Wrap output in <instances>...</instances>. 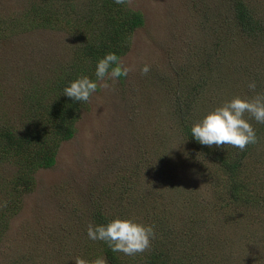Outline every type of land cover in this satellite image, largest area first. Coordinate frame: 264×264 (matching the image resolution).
<instances>
[{"label": "rangeland", "instance_id": "1", "mask_svg": "<svg viewBox=\"0 0 264 264\" xmlns=\"http://www.w3.org/2000/svg\"><path fill=\"white\" fill-rule=\"evenodd\" d=\"M86 1L76 0V4L82 6ZM230 1H128L129 7L144 17L143 26L132 36L130 50L121 57L130 71L114 83L112 90L97 88L81 109L73 137L60 144L55 165L35 172L34 190L22 196L21 209L0 244V264H18L19 260L24 261L22 264H63L61 261L72 260L69 255L79 257L88 241L93 211L106 214V209L118 204L117 210L126 214L123 212L128 210L126 204L132 195L124 191L125 185L137 192L133 201L141 209L149 207L138 195L147 183L154 182L150 176H156L158 166H164L158 162L160 158L172 161L173 178L168 184L161 183L167 187L165 209L177 211L175 203L189 195L198 201L210 197L214 183L207 170L202 172L192 161H184L186 145L178 130L175 103L182 97L191 103L187 124L192 126L223 101L253 95L247 87L252 79L232 84V89L225 84L226 90L215 91V79L208 70L213 67L214 72L223 73L231 62L234 69L237 60H241V68L236 77L241 76L239 70L242 73L243 68H254L256 82H263L264 50L255 42L235 35L229 52L214 46L215 40L224 37ZM246 1L264 14V0ZM37 2L0 0V122H18L25 93L33 86L48 84L60 66L72 64L75 57L77 41L61 29L36 26L34 22L11 34L8 28L12 19L22 20L17 17L30 3ZM59 19L63 28L69 26L63 16ZM219 57L225 66L215 59ZM210 60L213 65H209ZM145 64L150 71L142 75L140 69ZM197 85H202L201 92L187 96ZM249 122L254 124V120ZM262 140L254 154L258 166H264ZM15 172L11 165L0 166L1 177L10 178ZM247 218L242 224L252 229L253 238L248 236L258 248V244L264 245L263 219ZM238 233L226 234L234 239ZM206 243L204 240L203 247ZM239 246L234 244L233 253L228 247L233 259L239 260ZM241 259L245 263L254 258L245 254Z\"/></svg>", "mask_w": 264, "mask_h": 264}, {"label": "trees", "instance_id": "2", "mask_svg": "<svg viewBox=\"0 0 264 264\" xmlns=\"http://www.w3.org/2000/svg\"><path fill=\"white\" fill-rule=\"evenodd\" d=\"M128 1L87 0L84 5L78 6L76 0H38L37 3H30L19 17L16 16L22 20L12 19L10 22L8 29L11 34L36 22V26L65 31L76 39L77 46L72 64L60 66L48 84L33 86L25 93L18 122H0V166L11 165L16 169L10 178L0 176V244L8 233L11 220L21 209L22 196L34 190L35 172L52 168L60 144L74 135L75 124L85 103L63 96L64 87L81 75L95 80L96 62L110 52L120 58L124 56L130 50L134 32L143 26L142 13L131 9ZM60 16L69 26L63 28ZM226 18L224 37L214 41L216 48L229 52L236 35L250 39L264 50V14L251 7L246 0H231ZM73 22L79 24L74 25ZM215 59L225 66L223 58ZM208 63L213 65L211 60ZM237 63L231 69V62L220 74L214 72L213 67L208 70L209 76L215 79V91L226 90L225 84L232 89V84L240 85L250 79L257 81L254 68H243L242 73L238 71L241 76L236 77L241 60ZM202 89V85H197L188 91L187 96L192 92L195 96ZM257 91H264V80L257 83ZM182 98L175 103L178 130L186 145L182 155H187L184 157L187 164L192 161L196 169L207 170L209 179L214 183L210 187V197L198 201L194 197L189 199V195L180 203L176 201L177 211L174 208L165 209L164 190L167 187L161 183L168 184L172 180V161L171 158H160L158 162H163L164 166H158L154 173L156 176H150L154 182L147 183L138 195L141 201L149 204L148 208L141 209L140 204L133 201L137 192L125 185L124 191L132 195L131 201L126 204L128 210L123 212L126 214L120 213L118 204H115L106 209V214L96 210L91 215L92 224H106L119 217L153 225L155 237L150 248L143 253L126 256L112 252L102 241L88 239L79 257L93 260L103 256L107 264H264V245L253 246L252 229L242 224L247 215V220L263 219L264 223V166H258L254 159L258 145L264 139V124L254 121L258 141L243 151L231 146H203L190 136L187 112L191 103H186V97ZM174 166L178 167L175 160ZM138 180L137 177L136 183ZM108 190L114 192L113 189ZM186 204L189 205L188 210ZM231 232H240L239 237L235 235L232 239L226 234ZM204 240L209 243L205 246L208 251L203 247ZM235 243L240 244L236 247L239 260L233 259L234 254L228 255L229 249L233 253ZM257 249L262 251L256 252ZM245 254L254 259L243 263L241 256ZM69 256L71 261L62 259L65 261L61 263L74 264L77 254ZM23 262L19 260L18 264Z\"/></svg>", "mask_w": 264, "mask_h": 264}, {"label": "clouds", "instance_id": "3", "mask_svg": "<svg viewBox=\"0 0 264 264\" xmlns=\"http://www.w3.org/2000/svg\"><path fill=\"white\" fill-rule=\"evenodd\" d=\"M120 2L122 0H117V3ZM129 71L116 53H107L96 62L95 80L81 75L64 87L63 96L74 102L86 103L98 87L112 90L114 83L120 77H126ZM149 71L150 66L147 64L140 69L142 75H147ZM247 87L253 95L233 96L205 113L191 126V138L203 146H231L240 151L250 144L257 143L256 129L249 121L264 124V91H257L255 80L249 81ZM154 237L153 225H146L131 218L117 217L106 224H89L87 227L89 240L102 241L112 252L126 256L145 252L150 248ZM75 264H107V260L103 256L93 260L76 257Z\"/></svg>", "mask_w": 264, "mask_h": 264}]
</instances>
